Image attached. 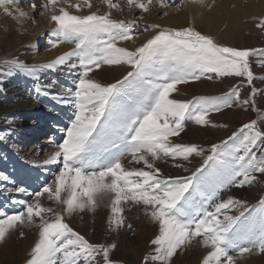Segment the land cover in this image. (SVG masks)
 <instances>
[{"label": "snow or ice", "instance_id": "snow-or-ice-1", "mask_svg": "<svg viewBox=\"0 0 264 264\" xmlns=\"http://www.w3.org/2000/svg\"><path fill=\"white\" fill-rule=\"evenodd\" d=\"M17 2L0 0V8L12 15L10 6ZM105 2L110 9L119 8L112 0ZM59 3L60 0H48L53 13ZM84 3L92 7L90 0ZM127 3L129 8L135 7L142 13L150 12L154 4L165 9L170 6V0H127ZM69 6L77 11L81 7ZM15 11L21 17L27 15L19 9ZM58 13L50 16L55 25L49 33L54 38L50 42L52 47L74 44L71 50L39 65H28L15 58L3 62L8 66V75L19 71L36 80L43 70H57L61 66L79 68V73L74 89L60 93L45 91L75 109L69 125L61 130L65 133L62 142L55 145L56 150L43 162L61 165L54 183L31 194L36 197L34 203L14 201L23 206L18 213H0V243L17 228L35 224L38 239L26 264H81V261L116 264L110 256L117 248L116 243L93 244L65 222L66 215L94 212L107 197L111 203L109 229H132L123 215V205L129 203L143 205L145 215L158 225V234L150 240L153 247L143 264H172L179 250L194 243L206 250L200 264H238L245 255L264 254V198L252 212L231 197L216 202L207 192L205 176L210 162L214 168L221 167L220 183L225 187H243L256 180V174L264 175V129L258 127V120L242 125L222 144H213L211 154L191 176L165 177L155 165V161L166 157L188 160L193 154H203L204 149L196 144L171 140L184 130L186 116L196 124L207 125L210 112H219L233 103H255L251 98L241 101L236 89L223 97L181 101L171 97L179 90L177 86L200 80L207 73L246 76L251 84L254 74L249 57L257 51L264 55V50L220 45L194 27L160 29L159 25L152 26L160 29L155 35L129 50L118 46V42L132 39L130 30L135 18L129 22L115 20L111 12L77 15L65 7H59ZM257 27L264 29V18ZM102 65H128L131 70L122 79L105 84L90 75ZM255 93L253 89V97ZM229 141L233 142L230 148ZM127 157H131L129 164L143 167H126ZM6 179L0 175V180ZM16 191L26 193L27 189L19 187ZM45 193L49 200L63 206L62 211L40 203ZM237 206L241 209L238 215L228 214ZM19 234L23 237L24 232Z\"/></svg>", "mask_w": 264, "mask_h": 264}, {"label": "rangeland", "instance_id": "rangeland-1", "mask_svg": "<svg viewBox=\"0 0 264 264\" xmlns=\"http://www.w3.org/2000/svg\"><path fill=\"white\" fill-rule=\"evenodd\" d=\"M112 2L118 4L119 8L110 9L105 0H90L91 8L86 6L84 0H68L67 3L65 0H60L56 13H53L52 6L48 4V0H18L14 6H10L13 8L12 15L5 14L3 8H0V137H2L0 138V175L7 177V180H0V213L12 215L22 210L23 206L15 209L12 205H9L7 209L5 208L8 205L5 200L6 189L10 188L12 182L16 184L27 181L36 172L29 169L17 171V169L13 168L17 165V160L30 155L33 151L32 149H35L36 145L40 144V148L35 153L39 152L32 163L44 164L43 162L56 150L55 145L62 142L65 136L63 131L58 130L57 138L50 140L52 133L55 135L54 130L51 128H46L39 135L35 131L27 135V129L22 128L19 123L25 122V117L31 115L33 108L38 104H42V99L47 96L44 93L45 91L49 92V90L43 88L42 93L41 91L37 92L41 96L38 98L39 102L37 100L31 102L33 97L31 94H29L27 99L17 100L15 98L17 93L28 95V92H25L24 89H19L18 92L10 89L14 85V83L12 84L14 80L9 81V78H16V76L21 75L26 77L27 80H33V78L19 71H16L13 75H8V66L3 63L5 60L15 58L28 65H39L50 62L57 56L71 50L75 46L74 44L60 43L58 47H52L50 42L54 38L50 37L49 33L55 27L50 20V16L59 14V7H65L70 13L77 15H86L91 12L103 15L111 12L112 19L124 20L125 22L135 18L136 23L130 30L134 39L133 42L128 44L125 41L118 42V46L129 50L137 48L138 40H143V43H145L156 34V32L153 33L154 30L151 26L159 25L173 18H181L188 24V27H194L202 34L211 36L208 33V28L211 27L209 19L213 14L223 20L218 27H220V32L222 30L221 33L225 34L229 39V41H226L227 43H220L211 36L215 42L240 50H264V29L262 34H255L256 37L255 35H248V32L246 34L243 29L245 24L251 22L256 25L255 28H259L257 24L261 18H264V0H202V2L201 0H170L168 8L165 9L154 4L148 13H142L135 7L129 8L127 0H112ZM70 4H80L81 7L77 11L76 8L70 7ZM16 9L25 12L27 15L19 16L18 12L15 11ZM172 10L174 13L171 12ZM164 12L168 14L163 15ZM229 12L234 13L233 17H231L230 26L237 27V29L230 30L228 23L224 20V17ZM141 16L143 17L142 19H140ZM165 28H170V26H165L161 29ZM171 29L173 28L171 27ZM243 31L244 36L242 35L241 37L239 32ZM75 62V59H73L72 63ZM262 62H264V55H261L259 51L250 55L249 64L254 74L251 84L248 83L246 76H218L215 73H207L200 80H190L186 84L177 86L179 90L173 92L171 97L181 101L193 100L199 97H223L233 89H236L240 93L241 101L251 98L255 103L254 105L233 103L231 107H224L219 112H210L207 117L210 123L207 125L196 124L193 118L186 116L183 121L184 130L180 136L172 137L171 140L173 143L196 144L203 148L204 152L202 155L193 154L188 160L166 157L155 161L156 167L160 169L163 176H191L192 172L196 168L201 167L204 159L211 154L210 149L213 144L219 145L223 141H227L234 132H238L242 125L254 119L258 120V127L264 129V120H260V117L264 116V63ZM76 70L75 80L79 73V68H76ZM130 70L128 65H102L100 69H94L90 75L94 79L107 84L122 79ZM208 76L212 78L208 79ZM73 87L71 86L70 88ZM253 89L256 90L254 97L252 96ZM32 106L33 108H30ZM74 111L75 109L72 106L70 114H65L62 117L63 120L67 119L66 121L68 122L65 126L69 125ZM30 123L31 119L27 120L26 125ZM29 129L31 131V128ZM36 135H38L39 140H37ZM46 139L50 141L41 142V140L45 141ZM232 144L233 142L229 141L228 147L230 148ZM257 155H260L259 151ZM130 159L131 157H127L124 160L126 167H143V164H129L128 161ZM178 164L181 166L177 167L176 165ZM60 167L61 165H52L50 171L46 174L48 175L47 178L28 194L25 202L34 203L36 197L31 194L40 192L45 186L53 184ZM11 171L14 172L9 174ZM205 176L208 182L207 192L214 196L216 202L227 200L231 197L242 202L247 206L249 212H252L259 205L260 200L264 198V175L256 174V180L243 187L235 185L225 187L220 183L222 178L221 167L217 165L214 168L210 162ZM34 182H38L37 178ZM199 199L201 198L197 197V200ZM40 203L44 207H52L62 211L63 206L49 200L46 193L40 197ZM208 203H211V201ZM123 207L125 223L132 224V229L127 227L119 230L109 229L108 220L111 216V203L107 197L94 212L85 210L84 212H75L70 216L66 215L65 222L93 244L116 243L117 248L110 254L111 259L116 264H143L144 257L153 247L149 242L158 234V225L145 215L143 205L129 203L124 204ZM240 210L237 206L232 208L228 214L238 215ZM245 215L247 216L248 213ZM20 231L24 232L23 237L20 236ZM37 239L38 228L35 224L12 231L6 236L5 241L0 243V264H26L30 258L31 248ZM205 254L206 250L196 246L194 243L191 247L179 250L177 255L173 257L172 264H200ZM97 259H101V257H97ZM81 264H83V261H81ZM238 264H264V254L254 252L253 254L245 255L239 259Z\"/></svg>", "mask_w": 264, "mask_h": 264}, {"label": "bare ground", "instance_id": "bare-ground-1", "mask_svg": "<svg viewBox=\"0 0 264 264\" xmlns=\"http://www.w3.org/2000/svg\"><path fill=\"white\" fill-rule=\"evenodd\" d=\"M171 12L174 13L173 10ZM233 15H234V13L229 12L224 17V20H226V23H228L230 30H234L235 28L237 29V27L230 26L231 17H233ZM222 22H223V20L219 19V17L217 15L213 14L209 19V23L211 24V27L208 28V33L212 37H214L218 42L227 43L226 41H229L228 37H226L225 34H222L221 33L222 30L220 32V27H218L219 24ZM159 26H160V29L164 28L165 26H170V28L172 27L173 29H181V28L188 27V24L185 21H183V19H181V18H176V19L173 18V19L166 20V21L162 22L161 24H159ZM255 26L256 25L252 24V22H251V23L245 24L243 29L246 31L245 32L246 34L248 32V35L254 36L255 34L257 35V33L262 34L263 29L262 28H260V29L255 28ZM160 29H156V28L154 29L153 28V30H154L153 33L157 32ZM239 33L241 34V37H242V35L244 34V31L239 32ZM228 35H230V34H228ZM256 35H255V37H256ZM255 37H253V38H255ZM133 40L134 39L132 38L129 41H125V43L126 44L132 43ZM137 44H138L137 47L141 46L143 44V40H138ZM76 73H77L76 69H70L68 66H61L57 70H50V69L43 70L39 74V77H40L39 80H36L34 78H33V80H27L26 77H23L22 75L16 76V78L10 77L9 81L14 80V82H12V84L14 83V85L10 89H12L15 92H18L19 89H24L25 92H28V95H25L23 93H17V95L15 97L17 100L27 99L29 97V94H31V95H33L31 102H33V101L35 102L36 100L38 101V98L41 97L37 94V92H38L37 89H39V91H41V93H42L43 88H45V90L48 89L49 92L60 93L63 90L70 88L71 86H75L76 80L74 78V75ZM17 77H19V78H17ZM20 77H22V78H20ZM1 83H3V82H1ZM46 98H48V99H46ZM46 98L42 99L43 100L41 102L42 104H40V105L38 104L34 108H33V106L30 107V108H33V110L30 113L31 115H29L28 117H25L26 121L21 122L19 124L22 125L21 126L22 128L27 129V132H28L27 135H30V133H32V131H35V133H37L39 135L46 128H51L54 130L55 135L52 133V138L50 140H55L54 138H57V135L59 134L58 130L64 129L66 127L65 125L68 124V122L66 121L67 119L64 118L65 120H63L62 117H64L65 114H68V115L70 114V112L72 110V105L60 103L57 100L53 99L50 95H47ZM32 115H34V116H32ZM22 119H23V117H22ZM30 119H31V123L28 124V125H30V126H28V125H26L27 120H30ZM29 128H31V131ZM38 135H36L37 140H39ZM49 141H47V139L45 141L41 140V142H44V143L49 142ZM38 148H40V144H37L35 149H32L33 151H32V153H30V155H26V156L18 159L16 162L17 165H15L13 167V168L17 169V171H20L23 169H25V170L29 169V170H35L36 172L27 181L21 182V183H16V184H14V182H12L10 188L6 189L7 192H6V199L5 200L8 203V205H6V207H5L6 209L9 205H12L15 209L22 206L19 203H14V201H25L28 194L31 193L32 190L35 187H37V185L41 184L47 178L48 175H46V174H48V172L50 171L51 166L52 165H54V166L59 165V164H47L46 165V164H42V163H39V164L32 163L33 159L36 157V154L39 152V151H37L35 153V151ZM13 172L14 171H11L9 174H12ZM41 176L42 177L45 176V177L42 178ZM36 178L38 181L37 183L34 182V180H36ZM19 187L26 188L27 192L26 193L17 192L16 189Z\"/></svg>", "mask_w": 264, "mask_h": 264}]
</instances>
